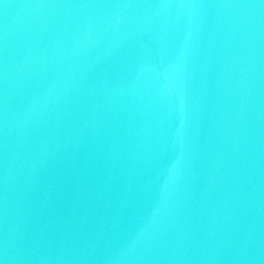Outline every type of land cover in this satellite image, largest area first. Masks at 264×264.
<instances>
[{
	"label": "water",
	"instance_id": "1",
	"mask_svg": "<svg viewBox=\"0 0 264 264\" xmlns=\"http://www.w3.org/2000/svg\"><path fill=\"white\" fill-rule=\"evenodd\" d=\"M0 264H264V0H0Z\"/></svg>",
	"mask_w": 264,
	"mask_h": 264
}]
</instances>
